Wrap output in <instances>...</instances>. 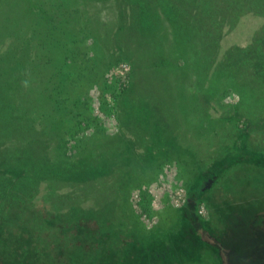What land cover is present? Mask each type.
I'll list each match as a JSON object with an SVG mask.
<instances>
[{
	"label": "rangeland",
	"instance_id": "374dc122",
	"mask_svg": "<svg viewBox=\"0 0 264 264\" xmlns=\"http://www.w3.org/2000/svg\"><path fill=\"white\" fill-rule=\"evenodd\" d=\"M236 2L0 0V236L68 252L43 217L156 240L189 226L186 213L203 244L189 264H237L232 233L189 201L211 186L200 164L235 115L264 104L222 62L264 30V0ZM152 103L170 111L161 133L144 117ZM243 238L244 264H264V220Z\"/></svg>",
	"mask_w": 264,
	"mask_h": 264
},
{
	"label": "trees",
	"instance_id": "16d2710c",
	"mask_svg": "<svg viewBox=\"0 0 264 264\" xmlns=\"http://www.w3.org/2000/svg\"><path fill=\"white\" fill-rule=\"evenodd\" d=\"M245 1L237 0L236 2L243 12L248 9V4ZM179 21H184L181 13ZM227 21L228 19L224 22ZM207 34L213 35L211 32ZM260 34L256 33L253 38V41L257 40L256 44L236 46L235 61L230 59L231 49H229L222 62L225 60L229 62L227 64L230 65L226 64L230 69L229 75L234 70V68L231 70L233 64H236L234 72L238 73V75L236 74L238 77H241L240 74H249V80L254 87L252 88L253 92L257 94L258 98L260 97L259 100L264 101L263 29ZM211 53H213L212 48L208 54ZM198 93L201 91L197 92V95ZM204 95L202 94V98ZM244 95L247 96V94ZM134 105L136 106V104ZM152 105V108L148 106V112L144 117L149 121L152 115L155 121L148 125L161 133V127L167 125L166 121H169L167 111H170L163 110L159 104L152 103ZM263 109L264 104L252 111V115H248L249 113L235 115L239 120V125L229 124L231 128L235 129L227 130L226 137L222 140L215 155L203 157L204 161L200 164H205L201 166L204 169H200V179L201 181L210 179L211 186L204 189L202 196L195 189L196 193L190 194L189 198V201L195 204L198 203V200H205L209 212H211L210 223L215 224L221 221L225 226L223 234L232 233L229 237L236 240V251L233 254L237 264H244L246 253L249 250L244 247L246 243L243 245L245 232L264 220V112H261ZM134 112L145 114L146 109L141 110L137 107ZM165 138L164 142H167L168 138ZM164 144L166 145V143ZM177 146L179 145H173L174 152H176ZM230 157L232 159L226 161ZM195 162L197 163V161ZM221 164H224L223 168L220 167ZM198 167L200 168L199 165ZM24 170L22 168L20 172H24ZM197 173H199L198 170ZM225 177L226 182L223 184L222 180ZM7 181V177L2 176V183ZM200 186L202 185L200 184ZM218 196H221L222 199L217 200ZM6 197L8 195H5L4 191L1 192L0 188V199L5 201ZM184 214L190 222L189 226L181 227L176 233L156 240L154 239L157 238V234L154 232L142 236L133 231L124 237L126 233L115 229L110 235L109 226H103L102 221L98 225L101 226L100 229H93L77 220H59L57 214L55 217H43L45 220L41 226L47 225L51 229H55L62 240L68 241V244L70 242L68 246H71V249L64 252L61 249H56L55 246L51 248L54 252L39 246L34 248L35 244L28 238L8 240L0 236V264H172V262L189 264L191 260H194V263L200 262V245L203 244L200 236L193 232V216L191 219L186 213ZM61 222L67 223L61 224ZM208 228L212 230L214 226L210 225ZM69 235L74 236V241L67 239ZM224 239L228 238L221 237V242Z\"/></svg>",
	"mask_w": 264,
	"mask_h": 264
}]
</instances>
